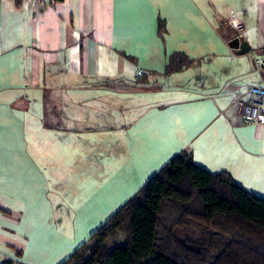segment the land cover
Returning a JSON list of instances; mask_svg holds the SVG:
<instances>
[{
    "label": "crops",
    "instance_id": "1",
    "mask_svg": "<svg viewBox=\"0 0 264 264\" xmlns=\"http://www.w3.org/2000/svg\"><path fill=\"white\" fill-rule=\"evenodd\" d=\"M262 50L264 0H0V262L63 263L183 150L264 198V123L237 113Z\"/></svg>",
    "mask_w": 264,
    "mask_h": 264
},
{
    "label": "trees",
    "instance_id": "2",
    "mask_svg": "<svg viewBox=\"0 0 264 264\" xmlns=\"http://www.w3.org/2000/svg\"><path fill=\"white\" fill-rule=\"evenodd\" d=\"M191 61L176 52L166 70ZM61 264H264V198L183 150Z\"/></svg>",
    "mask_w": 264,
    "mask_h": 264
},
{
    "label": "built area",
    "instance_id": "3",
    "mask_svg": "<svg viewBox=\"0 0 264 264\" xmlns=\"http://www.w3.org/2000/svg\"><path fill=\"white\" fill-rule=\"evenodd\" d=\"M21 2H38L39 0H19ZM233 30L240 34L244 31L243 22L238 18H233L230 21ZM260 60L256 62L260 65ZM139 74L141 72H138ZM237 113L244 121L264 123V86H251L247 92L245 99L239 100Z\"/></svg>",
    "mask_w": 264,
    "mask_h": 264
},
{
    "label": "rangeland",
    "instance_id": "4",
    "mask_svg": "<svg viewBox=\"0 0 264 264\" xmlns=\"http://www.w3.org/2000/svg\"><path fill=\"white\" fill-rule=\"evenodd\" d=\"M232 30H233V28H232ZM252 40L255 43L258 42V38L256 36H254L252 38ZM252 47H257V44L256 45L253 44ZM137 190H135V191H137ZM135 191L131 192V190H125V195L127 197L126 199L121 198L122 196H115V197L111 196V198H109L107 200H103L102 202L99 203L100 205L96 207V210H95L96 211V217L93 218L92 220H89V221H82L81 227L83 229L84 228L85 229H94V228L99 227V225L104 221L102 218L107 217L110 213H112L117 208H119L122 205V203L127 201L129 196L132 193H134ZM102 211H104V214L99 215ZM87 237L88 236H86V238ZM83 238L84 237H82L81 239H83ZM86 238H84V239H86ZM120 244H122V242H119L117 245H120Z\"/></svg>",
    "mask_w": 264,
    "mask_h": 264
},
{
    "label": "water",
    "instance_id": "5",
    "mask_svg": "<svg viewBox=\"0 0 264 264\" xmlns=\"http://www.w3.org/2000/svg\"><path fill=\"white\" fill-rule=\"evenodd\" d=\"M228 40L230 47L234 50L236 54L247 53L250 50L249 45L245 41L238 38L237 36H232V37L229 36ZM260 56H261L260 59L261 67L264 68V50H262Z\"/></svg>",
    "mask_w": 264,
    "mask_h": 264
}]
</instances>
